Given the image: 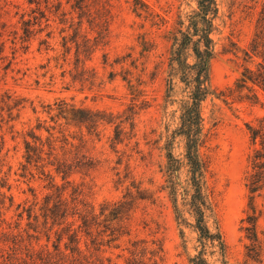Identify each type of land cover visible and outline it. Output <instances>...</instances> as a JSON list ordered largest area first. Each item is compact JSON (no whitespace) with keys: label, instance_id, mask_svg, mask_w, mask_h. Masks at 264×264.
I'll list each match as a JSON object with an SVG mask.
<instances>
[{"label":"rangeland","instance_id":"374dc122","mask_svg":"<svg viewBox=\"0 0 264 264\" xmlns=\"http://www.w3.org/2000/svg\"><path fill=\"white\" fill-rule=\"evenodd\" d=\"M37 1L40 5L0 0V134L4 136L0 154L2 174L11 185L9 191L2 190L13 195V204L3 217L16 221L17 203L40 200L48 192L41 163L32 165L31 173L21 166L24 139L31 140L23 134L34 127L45 141L48 127L56 135L57 148L67 138L75 145L70 157L90 163V168L82 167L69 179L84 184L86 198L96 208L105 201L129 204L123 219L129 234L106 255L124 264V258L117 255L123 254L127 240L144 239L162 246L163 260L158 264H190L188 256L196 253V234L189 226L177 225L165 188L168 151L181 161L179 187L186 184L188 169L183 137L174 135L177 102L165 101V69L169 31L177 19L196 8V0H142L149 13L140 15L133 11L135 0ZM217 1L220 19L213 33L217 54L211 62V84L225 91L227 102L218 97L202 102L205 135L200 153L213 211L209 224L218 225L224 252L208 260L212 264H264V191L255 199L259 252L251 247L243 229L247 222L242 221L247 212L243 177L251 150L245 122L264 113V91L255 86L261 104L230 96L229 91L244 64L254 66V62L245 63L243 50L253 36L264 0ZM77 2L83 8L73 7ZM174 85L172 99L178 101L183 96L182 84L175 80ZM62 100L97 112L110 122L66 123L53 116ZM38 120L40 128H36ZM184 216L190 220L187 213ZM26 221L24 212L20 224Z\"/></svg>","mask_w":264,"mask_h":264},{"label":"trees","instance_id":"16d2710c","mask_svg":"<svg viewBox=\"0 0 264 264\" xmlns=\"http://www.w3.org/2000/svg\"><path fill=\"white\" fill-rule=\"evenodd\" d=\"M27 1L40 5L37 0ZM73 7L83 8L78 2ZM133 11L138 15L149 13L148 6L142 0H135ZM219 11L217 0H196V8L185 18L177 19L176 26L169 31L165 101L177 102L179 116L174 135L183 137V160L188 169L186 184L179 187L177 178L181 161L168 151L165 188L177 225L189 226L196 234V253L188 256L190 264H212L208 256L215 253L222 255L224 252L218 225L209 224L213 211L206 192L205 163L200 153L205 135L202 102L208 97L222 98L227 102L225 91H217L211 84V62L217 54L213 33L217 30ZM243 52L245 63L254 62V66L244 64L234 88L229 90L230 96L236 95L240 100L261 104L255 86L264 91V3L256 18L253 36ZM175 80L182 84L183 96L178 101L172 99ZM53 116L64 119L66 123L88 122L96 125L100 120L110 122L97 112L69 105L63 100L58 102ZM40 122L38 120L36 128L41 127ZM45 128L48 131L45 141L35 134L34 127L23 134L24 138L31 140L24 139L25 153L21 166L24 172L31 173L32 165L41 163V174L48 179V192L40 200L33 198L17 203L20 210L16 221L3 217L13 204V195L2 190L5 187L9 191L11 185L7 184L6 175L2 174L4 161L0 154V264H117L106 253L111 248H119L121 245L116 242L129 234L123 224L129 204L126 201H105L96 208L86 198L84 184L69 179L82 167L90 168V163L79 161L77 156L70 157L71 148L74 149L75 145L67 138L58 146L63 151V155H59L55 145L56 135L50 128ZM245 128L251 150L243 177L247 212L242 221L247 222L243 229L251 241V247L259 252L261 241L256 232L259 211L255 199L264 191V113L246 121ZM59 132H63L62 129ZM118 137L119 129L116 128L115 138ZM3 144L4 136L1 133L0 152ZM45 145L48 150L44 152ZM24 212L27 221L21 225ZM185 213L190 220L184 216ZM179 233L183 236L181 227ZM126 243L129 244L121 248L123 254L117 255L124 258V264H158L163 260L160 254L162 246L156 241L129 238Z\"/></svg>","mask_w":264,"mask_h":264}]
</instances>
